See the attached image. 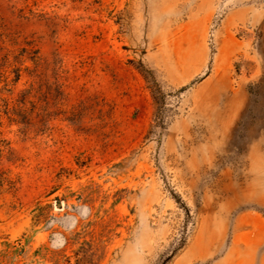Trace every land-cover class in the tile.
<instances>
[{
    "label": "rangeland",
    "instance_id": "obj_1",
    "mask_svg": "<svg viewBox=\"0 0 264 264\" xmlns=\"http://www.w3.org/2000/svg\"><path fill=\"white\" fill-rule=\"evenodd\" d=\"M0 264H264V0H0Z\"/></svg>",
    "mask_w": 264,
    "mask_h": 264
}]
</instances>
